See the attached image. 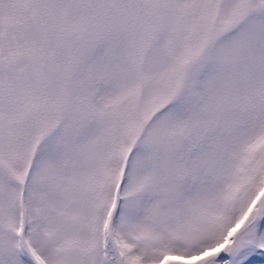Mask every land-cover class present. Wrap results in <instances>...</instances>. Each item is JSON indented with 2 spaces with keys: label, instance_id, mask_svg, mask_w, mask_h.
I'll return each mask as SVG.
<instances>
[{
  "label": "snow or ice",
  "instance_id": "1",
  "mask_svg": "<svg viewBox=\"0 0 264 264\" xmlns=\"http://www.w3.org/2000/svg\"><path fill=\"white\" fill-rule=\"evenodd\" d=\"M0 264H264V0H0Z\"/></svg>",
  "mask_w": 264,
  "mask_h": 264
}]
</instances>
